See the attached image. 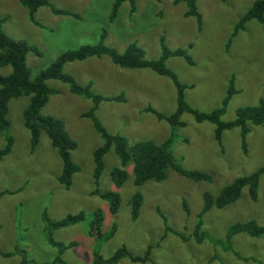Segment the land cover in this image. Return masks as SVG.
<instances>
[{
    "label": "rangeland",
    "instance_id": "1",
    "mask_svg": "<svg viewBox=\"0 0 264 264\" xmlns=\"http://www.w3.org/2000/svg\"><path fill=\"white\" fill-rule=\"evenodd\" d=\"M48 1L77 16L55 15L48 6H41L35 14L39 23L34 24L19 0H0L4 33L24 39L40 51V54L30 51L26 56L32 78L61 52L96 43L105 29L104 43L118 52L135 44L146 58L156 59L161 53V38L169 49L185 50L191 64L182 56H171L166 65L188 85L185 100L193 108L208 112L220 106L231 77L238 90L225 107L222 121L233 120L240 107L256 105L260 100L264 103V25L251 19L233 34L238 19L255 0H197L200 21L186 15L184 1L174 4L172 0H134L132 12L130 3L125 1L112 22L108 15L114 0ZM10 71V65L0 67V74ZM63 71L81 84L91 82L96 94L123 96V101L103 100L96 109V116L108 132L124 135L130 143L137 140L159 143L171 135L175 160L183 168L199 170L209 177L196 181L168 169L162 180H148L135 186L130 162L126 166L128 179L116 187L111 170L119 167L120 161L110 148L95 182L93 151L102 144V138L92 121L82 116L91 100L71 93L66 83L49 79L48 86L56 92L49 96L41 113L64 121L69 136L76 142L71 159L79 170L73 174L69 187L58 182L62 161L57 149L44 132L32 146L30 132L23 124L22 112L29 97L11 98L7 119L12 149L0 157V250L14 252L18 245L25 249L29 259L52 261L57 246L49 243L51 237L66 246L61 257L66 264H89L94 250L109 257L122 245L141 255L150 244L153 246L150 261L131 262L122 258L116 264H264V236L252 237L244 232L232 236L231 249L246 260L224 246L231 224L250 219L264 224V174L260 176L255 200L244 187L236 201L222 208L212 206L199 217L204 194L215 197L235 178L264 165L262 126L247 122L249 130L244 141L240 127L226 129L218 144L214 139L215 125L196 122L190 112L180 116L184 125L171 127L167 121L143 110L150 106L167 115L175 111L176 88L169 77L149 68L120 67L108 55L67 62ZM4 144L0 132V149ZM107 191L120 194L115 214L109 212L108 202L99 194ZM136 191L141 193L142 203L137 218L132 220L129 201ZM97 209L104 214L100 238L89 234ZM44 211L50 220L76 213H82L83 219L49 230L47 236L42 220ZM199 219L201 227L196 235L194 229ZM113 223L115 232L106 237ZM201 233L206 236L198 241L196 237ZM20 260L18 253L0 256V264H21Z\"/></svg>",
    "mask_w": 264,
    "mask_h": 264
},
{
    "label": "trees",
    "instance_id": "2",
    "mask_svg": "<svg viewBox=\"0 0 264 264\" xmlns=\"http://www.w3.org/2000/svg\"><path fill=\"white\" fill-rule=\"evenodd\" d=\"M19 1L27 8L28 17L34 24L39 23L35 18V14L41 6H48L50 11L55 15L77 16L69 10L55 7L48 0ZM125 1L130 3V11L132 12L134 10V0H114L108 15L109 22L115 19L119 6ZM181 1L187 4L186 15H193L200 21L201 16L197 10V0H172L174 4ZM251 19H255L264 25V0H255L252 3L250 8L238 19L233 34L243 29L245 23ZM1 22L2 21H0V67L10 65L11 71L8 74H0V132L3 134L5 140L4 147L0 149V157L9 154L12 149V137L8 134V102L11 98L28 96L29 102L22 112V117L24 126L30 132L31 144L34 146L38 143L41 132L47 135L51 144L57 149L60 155L62 169L58 176V182L65 187L71 185L73 174L79 170V166L71 159V151L76 147V142L69 136L62 119L43 115L41 113V109L48 102L49 96L56 92L54 88L48 86L47 80L49 79L60 80L68 85L71 93L91 100V106L86 111L82 112V116L88 117L92 121L95 130L102 138V144L97 146L93 151V175L95 182L99 180L104 168V155L110 148L114 149L120 161V166L111 170V177L116 187H121L128 179L129 172L126 166L130 162L132 163V182L135 186L141 185L148 180H162L168 169H172L176 173L196 181L200 179L207 180V177H209L199 170H187L175 160L171 151V135L159 143L153 140H137L130 143L124 135L108 132L96 116V109L103 100L123 101V96H103L96 94L91 88V82L81 84L71 74L63 71V66L67 62L84 60L91 56L100 57L102 55H108L111 61L120 67L149 68L158 75L169 77L176 88L175 111L167 115L150 106H146L143 110L151 112L159 120L167 121L171 127L184 125V122L180 120V116L185 111L190 112L196 122L208 121L215 125L214 139L218 144H221V134L222 131L226 129L240 127L241 138L244 141L249 130L245 126L247 122L260 125L264 128V103L262 100L256 105L238 108L235 118L231 121L221 120L225 107L233 94L238 90L234 87L233 77L229 79L226 89L227 92L220 106L208 112L200 111L190 106L185 100L184 93L188 85L182 83L177 75L167 67L166 60L171 56H182L188 63L191 64L192 61L185 50L180 48L174 50L169 49L162 38L160 39V56L156 59H148L144 56V51L135 44H130L123 52H118L115 48L108 46L104 43L106 30L103 29L100 34V39L96 43L82 44L77 48H71L61 52L49 66L32 78L26 63V56L30 51L40 54L39 49L24 39H14L5 34L1 28ZM242 147L245 149L244 142ZM262 174H264V165L258 167L248 175L235 178L231 183L224 186L215 197L204 194L203 206L199 212V217L210 210L212 206L222 208L236 201L240 197L244 187L248 189L250 197L255 200L257 198L259 179ZM99 194L101 198L108 202L109 212L115 214L119 208L120 194L116 191H107ZM141 203V193L139 191L134 192L129 201L132 220L137 218ZM186 206L187 205L184 203V210L188 212V207ZM82 219V213L67 214L59 220H50L45 211L42 213V220L45 223L44 231H46L47 236L49 235V230L65 227L79 222ZM103 221L104 214L100 209L95 210L90 223L89 234L100 238L102 236L100 229ZM165 226L168 227L167 225ZM200 227L201 221L199 219L194 229L196 235ZM115 229V224L113 223L106 237L112 236ZM240 232H244L252 237L264 236V224H259L254 219H250L243 222H235L228 227L224 246L232 251L236 257L246 260L247 258L242 257L237 251L231 249L232 236ZM205 236V233H201L196 239L200 241L202 238H205ZM48 241L50 244L57 246V253L52 261L38 262L29 259L25 249L20 248L18 245L15 246L14 252L0 250V256L9 257L14 253H18L21 258V264H66V261L63 258L61 259L66 246H64L62 242H55L51 237L48 238ZM152 248L153 246L151 244L148 245L144 253L140 255L132 253L125 245H122L109 257H104L99 251L94 250L89 264H116L122 258H127L131 262L144 263L151 260L150 255Z\"/></svg>",
    "mask_w": 264,
    "mask_h": 264
}]
</instances>
